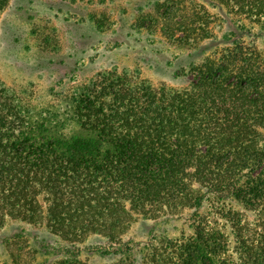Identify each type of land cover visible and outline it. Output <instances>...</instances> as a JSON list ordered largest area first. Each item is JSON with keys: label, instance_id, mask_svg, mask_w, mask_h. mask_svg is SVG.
Returning a JSON list of instances; mask_svg holds the SVG:
<instances>
[{"label": "trees", "instance_id": "trees-1", "mask_svg": "<svg viewBox=\"0 0 264 264\" xmlns=\"http://www.w3.org/2000/svg\"><path fill=\"white\" fill-rule=\"evenodd\" d=\"M7 1L0 0V13ZM230 2L250 17H263L264 31V0ZM232 57L236 74L228 60L207 61L185 90L102 76L105 87L93 86L76 101L84 134L31 124L0 84V230L8 220H20L78 248L91 234L116 239L137 214L151 219L198 208L209 195L220 208L224 201L252 206L260 200L263 227L255 240L242 230L233 235L243 252L240 264H264V67L259 106L253 104L261 97L259 86H245L257 70L236 53ZM236 214L226 208L223 216L238 227ZM196 229L178 250L182 264L214 262V248L199 244L198 236L206 241L208 235ZM13 235L4 242L10 246L3 264H36L44 246L32 249Z\"/></svg>", "mask_w": 264, "mask_h": 264}, {"label": "rangeland", "instance_id": "rangeland-1", "mask_svg": "<svg viewBox=\"0 0 264 264\" xmlns=\"http://www.w3.org/2000/svg\"><path fill=\"white\" fill-rule=\"evenodd\" d=\"M250 16L230 0H8L0 13V84L31 124L84 134L76 101L93 86L105 87L102 76L185 90L207 61L228 60L236 74L231 59L236 53L257 70L245 86H259L261 97L253 104L263 106V17ZM209 196L198 208L151 219L137 214L116 239L91 234L78 248L43 226L10 219L0 230V264L9 261L10 245L4 242L13 234L32 249L44 246L36 264H182L178 250L195 228L208 235L206 241L198 236L199 244L214 248L208 264H240L243 252L233 232L255 240L263 227V201L252 206L224 201L220 208ZM226 208L236 210L238 227L223 216Z\"/></svg>", "mask_w": 264, "mask_h": 264}]
</instances>
